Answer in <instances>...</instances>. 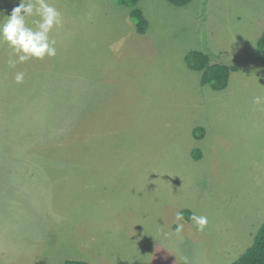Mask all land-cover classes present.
Wrapping results in <instances>:
<instances>
[{"label": "rangeland", "instance_id": "1", "mask_svg": "<svg viewBox=\"0 0 264 264\" xmlns=\"http://www.w3.org/2000/svg\"><path fill=\"white\" fill-rule=\"evenodd\" d=\"M48 2L62 14L55 57L11 67L0 43V264H58L66 252L90 264L235 262L264 223V139L230 119L264 114V0H139L145 33L121 0ZM18 3L0 0V21ZM192 50L237 68L228 88L193 82ZM36 159L50 175L61 159L98 170L40 200L46 179L21 173ZM185 210L208 218L203 232L185 217L177 234Z\"/></svg>", "mask_w": 264, "mask_h": 264}, {"label": "clouds", "instance_id": "2", "mask_svg": "<svg viewBox=\"0 0 264 264\" xmlns=\"http://www.w3.org/2000/svg\"><path fill=\"white\" fill-rule=\"evenodd\" d=\"M33 19L29 22V19ZM31 25H34L31 26ZM62 25V14L48 0H19L10 15L0 21V43H6L15 55V59H9L11 67L18 63H25L31 59L43 60L45 57L57 55L56 40L51 37L55 28ZM24 73L17 72L15 82L23 83ZM264 98L256 96L255 104H261ZM197 226V230L203 232L208 225L206 216L192 213L189 218ZM177 234L183 231L185 216L177 212Z\"/></svg>", "mask_w": 264, "mask_h": 264}, {"label": "crops", "instance_id": "3", "mask_svg": "<svg viewBox=\"0 0 264 264\" xmlns=\"http://www.w3.org/2000/svg\"><path fill=\"white\" fill-rule=\"evenodd\" d=\"M198 51H201V50H198ZM203 53L208 54L205 51H203ZM254 57L255 59L259 60L258 50H255ZM259 63H261L260 60H259ZM194 76H195V79L193 82H201V75L199 78H196V74H194ZM239 118H245V122H240V124H238V122L234 121L235 119H239ZM230 119H231L232 124H237L239 133H242V132L246 133V136L247 135L249 136L256 135V137L259 136L258 138L255 139V141H260L259 140L260 137L264 139V114H260V113L253 114L249 112H242L239 114H235L233 112V116H230ZM238 129L232 128V130H238ZM263 159H264V156H263ZM62 160L63 159H61V161H55V164H57V166H61V168L60 167L54 168L52 170L51 175L49 171L51 169L49 167L50 166L49 164H53V163L47 159L31 160L29 162V165H26L29 168H26V170L21 171V173L25 175H29L32 178L34 176L33 175L34 173L35 175L37 174L41 175L44 179H46V180H43L42 183L36 182V189L41 191L39 193H36V189L33 186H31L32 193L34 194L36 193L40 200L49 198L51 194L48 192H50L51 190L53 191L54 188H56V190L59 192H61L62 189L65 191V189L71 184H73L75 180L82 179L85 176L95 173L98 170V168L94 170L85 169V168L96 167L97 164H94L95 163L94 161L93 162L92 161L81 162L78 160V161L70 162V161H62ZM19 167L20 165H17V173L20 171ZM34 168H36V170H34ZM34 194H32V197L34 196ZM58 233H59L58 235L59 238H64V234H66L67 231L65 232V230H63V226H60L58 229ZM68 256H69V252H66V255L63 254V256L60 257L61 261H59L58 264L71 260ZM77 261H81V260H77ZM47 264H53V263H47Z\"/></svg>", "mask_w": 264, "mask_h": 264}, {"label": "trees", "instance_id": "4", "mask_svg": "<svg viewBox=\"0 0 264 264\" xmlns=\"http://www.w3.org/2000/svg\"><path fill=\"white\" fill-rule=\"evenodd\" d=\"M123 3L131 8V19L133 20L136 30L139 33H145L148 29V21L145 18L143 12L136 7L139 0H130L126 2L121 0ZM175 6H185L191 2V0H168ZM125 2V3H124ZM258 58L264 65V33L258 41ZM187 65L193 71H198L201 74V85L210 86L216 91L225 90L230 82L231 73L236 71L237 68L234 66H228L223 64H211L210 58L207 54L192 50L189 51L185 57ZM200 132H199V131ZM195 132L202 133V129L198 128ZM196 157H200V152L197 151ZM185 217L190 218L191 214L185 210L182 212ZM61 264H90L85 261L68 260ZM232 264H264V223L259 228L254 242L246 252Z\"/></svg>", "mask_w": 264, "mask_h": 264}]
</instances>
